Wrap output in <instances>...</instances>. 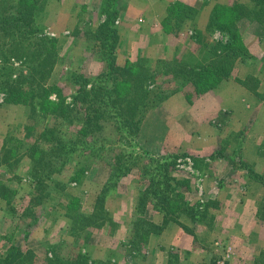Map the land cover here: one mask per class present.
Instances as JSON below:
<instances>
[{
  "label": "rangeland",
  "instance_id": "rangeland-1",
  "mask_svg": "<svg viewBox=\"0 0 264 264\" xmlns=\"http://www.w3.org/2000/svg\"><path fill=\"white\" fill-rule=\"evenodd\" d=\"M25 1L34 10L40 30L36 35L53 43L55 59L42 81L49 91L46 100V92L25 97L30 96L25 80L30 68L24 59L10 58L15 68L12 80L20 96L0 92V192L4 194L2 197L0 193V253L11 244L19 245L25 257L18 264H50L51 260L56 261L54 264H163L161 258H172L169 264H218V260L229 264L238 248L230 238L235 233L231 224L241 227L238 209L245 211V204L232 210L224 208L220 198L224 200L228 194L219 195L215 186L218 173L231 169L228 162H244L258 148L263 152L264 139L260 137L256 143L248 140L249 132L264 127V111L258 110L257 118L247 117L241 109L231 112L228 100L223 99L242 96L247 100V93L241 94L232 86L236 79L247 81L260 94L264 92V84L259 86L260 80L252 77L254 68L248 66L259 62L251 55V48L264 46V20L253 18L259 2L0 0V14L10 12L12 3ZM105 5L117 10L113 21L118 36L117 66L122 69L138 64L146 69L139 74L146 93L143 108L138 104L136 110H125L127 95L131 94L125 88L119 87L114 96L107 97L104 90L99 92L95 87L96 75L105 68L94 40L97 26L106 18L102 11ZM233 6H237L240 17L235 22L238 43L250 59H235L230 73L205 91H198L191 83L179 87L181 82L169 68L176 62L187 63L205 44L225 43L227 32L207 30L206 25L211 15L219 18L222 9V17L234 18L230 11ZM159 50L162 56L156 54ZM69 72L83 75L86 89L93 85L88 97H79L77 87L63 80ZM261 73L256 76L261 78ZM221 81L227 90L218 95L219 111L209 115L200 103L213 101L204 93ZM53 103L72 110L70 121L57 125L52 114L43 112L45 107L49 112ZM119 107L123 118L130 119L131 128L123 125ZM76 114L92 121L87 133L81 132L82 122L74 118ZM57 132L79 148L86 144V149L62 162L50 151V138ZM186 136L191 143L189 150L183 141ZM36 141L48 154L40 161H34L39 156L33 147ZM257 162H264V158ZM118 165L126 169L114 171ZM119 172L124 173L113 178ZM107 181L109 188L102 192ZM207 201L214 203L212 211L217 216L208 214L204 219V215L194 223L189 213L195 204L207 205ZM248 213L252 217L251 209ZM257 214L264 216V198ZM169 222L185 226L188 231H183L197 248H155L152 241ZM239 241L244 243L239 244V252H251L247 251L246 238ZM263 247L256 248L260 252L255 258L250 253L243 264H264ZM228 248L230 254L223 259Z\"/></svg>",
  "mask_w": 264,
  "mask_h": 264
},
{
  "label": "trees",
  "instance_id": "trees-1",
  "mask_svg": "<svg viewBox=\"0 0 264 264\" xmlns=\"http://www.w3.org/2000/svg\"><path fill=\"white\" fill-rule=\"evenodd\" d=\"M257 1L259 2V9L254 13L253 18L264 20V0ZM12 7L13 9L10 12L0 14V58L2 59V64H0V92L4 93L6 96H20L12 80L15 68L11 65L10 58L16 60L24 59L25 63L28 64V68H30L29 74L25 76V80L28 81L29 84L27 91L30 96L25 94V97H38L46 92L43 95L44 100H46L49 91L43 85L42 81L47 78V73L54 63L55 52L53 43L36 35L40 30L34 16V10H32L28 1H25V3L19 2L16 3V5L12 3ZM111 9L112 10H110L107 5L103 7L102 11L106 14V18L97 26L94 34V40L98 43L97 54L105 63L104 70L95 77L96 82L98 81L95 87L99 89V92L104 90L103 95L107 97L111 95L114 96L119 87L127 89V92L131 94H128L129 96L127 95V100L129 101L125 104V110H136L138 104H141L140 106L142 108L145 106V102L142 99L146 97V93H143L142 88L144 79L143 77H139V74L142 70L146 71V69L142 66L141 68L138 64H133L122 69L117 66L115 60V47L118 36L113 28L114 16L117 14V10L116 7ZM222 10L219 18L215 15H211L206 28L207 30H214L217 28L223 32H227L228 40L225 43H217L211 47L205 44V47L198 50V55L196 57L192 56L193 58L187 63H174V65L169 68V71L179 80V83L181 82L182 85H179V87L184 86L186 83H191L198 91H205L220 81L222 77L230 73L235 59L238 58L241 61L250 59L251 56L248 51L243 49L238 43L235 22L240 17L237 15L239 12L237 6L230 8L234 18H228L226 15L222 17L224 14ZM197 41L201 42V40ZM201 44L203 43L201 42ZM135 71H137L136 74H134ZM148 76L149 74H147V77ZM63 80H65L70 87H77L75 91L81 98L88 97L92 91V84L91 89L88 90L85 88L87 79L83 75L69 72L64 75ZM131 95L134 98H131ZM32 109L35 111L34 108ZM39 109L40 108H38V110ZM44 111H46L45 113L52 114L51 117L53 120H56L57 125L70 121V112H72L67 105L64 106L62 103H53L49 112L47 111V107H45L43 112ZM117 111L119 117L123 118L122 109L119 107ZM74 118L82 122L81 132L83 134L87 133L90 129L89 125H92V121L89 122V119L83 118V114H76ZM128 120H130L128 116L123 118V125L131 128V124L127 122ZM51 128L52 127H50L49 131H51ZM62 134L57 132L56 135L51 136L50 143L52 146L50 151L54 157H58L62 162H67L75 153L84 151L86 149V144H81L79 148L73 140L64 138ZM37 143L36 141L33 147L38 150L37 153H39V156L34 161L38 159L40 161V158L42 160L48 155L44 150L40 149ZM90 154L93 156L95 153L93 150H90ZM32 157L34 158L33 154ZM44 162L45 164L47 163L46 161ZM122 168L123 166L121 165L115 166L114 171L126 169ZM124 172H119L120 174L115 175L113 178L117 179L118 175H122ZM252 176L264 187L263 174L252 171ZM109 183L108 181L104 183L102 192H105L106 189L109 188ZM1 196L4 197V194ZM162 200L163 202L166 201L165 198ZM206 207V204H195L194 210L189 213L190 219L194 223L199 222L205 215ZM183 228L188 231L185 226H183ZM23 257H25V253L20 246L11 244L4 253H0V264H18ZM55 262V260H51L50 264H54ZM22 263L23 262H21V264ZM211 264L214 263L212 262Z\"/></svg>",
  "mask_w": 264,
  "mask_h": 264
},
{
  "label": "crops",
  "instance_id": "crops-1",
  "mask_svg": "<svg viewBox=\"0 0 264 264\" xmlns=\"http://www.w3.org/2000/svg\"><path fill=\"white\" fill-rule=\"evenodd\" d=\"M181 1H184L188 4L194 3L191 2L192 0H181ZM255 48L256 49L251 48L250 52L251 55L257 56V60L259 58V62L255 65H248V66L254 68V70L252 71L253 76L252 75L251 76L254 79L256 78L258 81L260 80L261 82L259 84L260 86L261 84H264L263 83L264 75H262L261 78L257 77L256 75L261 72H262L261 74H264V46L260 49L257 46H255ZM156 54L162 56L160 50L157 51ZM236 81H238V79H236ZM236 81L235 80L232 81L231 83L232 86H235V89L240 91L241 94L247 93L245 95V97H247V100L242 99V96H239L237 98L234 97L224 98L222 97L223 94H221L220 97L224 98L223 99L224 101L228 100L226 101L228 103L227 107L231 112L234 109L237 110L241 109L243 111V114L246 113L247 117L255 116V118H257L256 112L258 110L264 111V99H263L264 92L260 94L261 91L259 89H253V86L248 85L247 81L245 82L239 80L238 82L240 84L236 83ZM187 88L189 87H186V89ZM224 90H227V85L224 81H221L219 84H217L216 88H213L212 90L207 91V93H204V94H208L210 98L213 100L211 101L208 99L200 103L203 104L204 108L207 107V111L209 115H211V113L215 114L219 111L218 107L220 106H217L218 95L220 94V92H223ZM219 101L221 102L220 99ZM164 118L166 119V117ZM262 120H264V113H262ZM185 135L189 137V133L185 132ZM249 135H251L248 140L250 143L259 142L261 138L264 139V127H262V130H254V132L253 131L249 132ZM188 137L183 141L186 142L187 149L189 150L191 147V143L189 144ZM241 144H243V142H241ZM246 158L248 160L250 159L251 162H249L250 160L247 161ZM246 158L244 159V162H232V163L228 162L231 166V169L222 174L218 173L220 178L219 180L217 179V186H215V190L218 192L219 195L228 194V197L224 198V200L220 198V200L224 202V206H223L224 208L227 207L228 210H232V208L237 207L238 205L245 204V211L247 212V214H245L244 210H242L241 208L238 209V212L242 213L241 227L237 225L236 228L234 224H231L232 228L234 227L235 229V233L230 232L231 233L230 238L231 241H234L236 243V246L238 248H236L237 249L236 253L229 261V264H236V263L243 264L245 261L248 262L247 260L248 255L251 253V256H254L255 258V254L260 252L259 250H256V248H260L261 245L264 246V216L259 218L257 214L258 208L260 206V200L263 201L264 198V187L259 181L255 180V178L252 176V171L257 172L258 174L264 172V162H257L258 160L264 158V149L263 152L261 153L259 151V148L255 149L253 156H251L250 158L247 156ZM216 177H217V173H216ZM216 191H214V193H216ZM244 198H249L246 201V203L245 201H243ZM206 203H207V207L205 210L206 212L204 219L207 217L208 214L217 216V214L212 211V209H214L212 208L214 207L213 206L214 203L212 201H207ZM250 209L252 210V215H251L252 217L248 216L250 215V213H248ZM237 216L240 217L239 214H237ZM210 228L216 229L214 225H211ZM183 230L184 229L182 227H178L177 225H172L169 222L165 226L163 232L159 236L155 237V240L152 241V245L155 246V248H166V249L172 247L179 248L177 250L183 249V247L185 248L189 247L190 249L197 248L196 244H194L192 240L188 238L189 235L185 233ZM243 238H246L247 241L246 243L247 251H251L248 254L247 253L243 254L239 252V248L241 246L239 244L243 242L239 240ZM170 259L172 260V258L169 259L165 258V260L164 258H161L163 264L165 263L169 264L171 262Z\"/></svg>",
  "mask_w": 264,
  "mask_h": 264
},
{
  "label": "built area",
  "instance_id": "built-area-1",
  "mask_svg": "<svg viewBox=\"0 0 264 264\" xmlns=\"http://www.w3.org/2000/svg\"><path fill=\"white\" fill-rule=\"evenodd\" d=\"M215 245H218V242H215ZM229 251H230V248L227 249V252H226L225 255L222 257L223 259H226V258H227V256L230 254ZM217 262H218V264H225L224 260H218Z\"/></svg>",
  "mask_w": 264,
  "mask_h": 264
}]
</instances>
